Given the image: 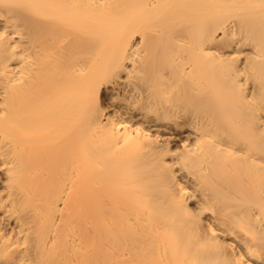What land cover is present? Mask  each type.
<instances>
[{
	"label": "bare ground",
	"instance_id": "obj_1",
	"mask_svg": "<svg viewBox=\"0 0 264 264\" xmlns=\"http://www.w3.org/2000/svg\"><path fill=\"white\" fill-rule=\"evenodd\" d=\"M0 264H264V0H0Z\"/></svg>",
	"mask_w": 264,
	"mask_h": 264
}]
</instances>
